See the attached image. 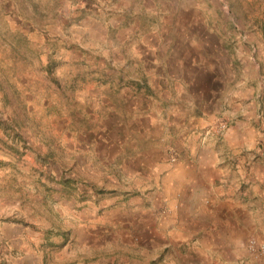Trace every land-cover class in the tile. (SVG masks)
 <instances>
[{
    "label": "rangeland",
    "instance_id": "374dc122",
    "mask_svg": "<svg viewBox=\"0 0 264 264\" xmlns=\"http://www.w3.org/2000/svg\"><path fill=\"white\" fill-rule=\"evenodd\" d=\"M226 142L264 146V0H0V264L122 259L165 181Z\"/></svg>",
    "mask_w": 264,
    "mask_h": 264
},
{
    "label": "crops",
    "instance_id": "0c3cea01",
    "mask_svg": "<svg viewBox=\"0 0 264 264\" xmlns=\"http://www.w3.org/2000/svg\"><path fill=\"white\" fill-rule=\"evenodd\" d=\"M223 137L225 141L231 139L230 129ZM241 146L226 142L219 150L204 145L197 158L183 162L184 169L165 181L163 193L147 208V225L141 226L149 232L146 245L128 234L124 247L116 248L124 254L122 259L116 254L106 257L102 250L93 255L88 245L82 255L67 251L62 263L254 264L246 242L251 236L264 240V146H253L259 147L251 150L253 158L247 153L243 159H236V153L252 149L249 144ZM2 232L15 247L22 246L18 227L9 226ZM78 241L80 245L91 244ZM22 250L27 254L19 264H43V256Z\"/></svg>",
    "mask_w": 264,
    "mask_h": 264
},
{
    "label": "built area",
    "instance_id": "2783aa9c",
    "mask_svg": "<svg viewBox=\"0 0 264 264\" xmlns=\"http://www.w3.org/2000/svg\"><path fill=\"white\" fill-rule=\"evenodd\" d=\"M246 251L254 264H264V240L251 236L246 242Z\"/></svg>",
    "mask_w": 264,
    "mask_h": 264
}]
</instances>
